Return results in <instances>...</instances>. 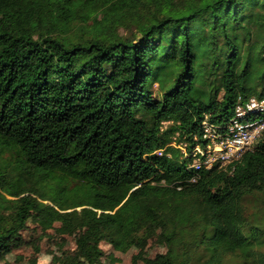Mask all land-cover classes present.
I'll use <instances>...</instances> for the list:
<instances>
[{
	"label": "trees",
	"instance_id": "1",
	"mask_svg": "<svg viewBox=\"0 0 264 264\" xmlns=\"http://www.w3.org/2000/svg\"><path fill=\"white\" fill-rule=\"evenodd\" d=\"M251 97L264 0H0V261L36 214L79 230L61 264L151 229L150 264H264V137L198 172L171 146Z\"/></svg>",
	"mask_w": 264,
	"mask_h": 264
},
{
	"label": "rangeland",
	"instance_id": "2",
	"mask_svg": "<svg viewBox=\"0 0 264 264\" xmlns=\"http://www.w3.org/2000/svg\"><path fill=\"white\" fill-rule=\"evenodd\" d=\"M38 219L36 214L29 219L27 228L0 264H61L60 255L76 247L79 230L65 227L59 221L45 224ZM101 248L104 254L94 264H150L156 253L165 251L156 229L149 230L147 238L139 246L123 252L112 249L106 243H102ZM207 257L205 253L202 260Z\"/></svg>",
	"mask_w": 264,
	"mask_h": 264
},
{
	"label": "built area",
	"instance_id": "3",
	"mask_svg": "<svg viewBox=\"0 0 264 264\" xmlns=\"http://www.w3.org/2000/svg\"><path fill=\"white\" fill-rule=\"evenodd\" d=\"M201 129L200 138H194L191 148L175 141L171 146L179 150L180 158L188 159L187 168L194 171L226 167L240 160L264 137V99L251 97L238 103L225 130L209 124L206 116ZM160 153L157 152L158 155ZM195 180L196 177L192 182Z\"/></svg>",
	"mask_w": 264,
	"mask_h": 264
}]
</instances>
